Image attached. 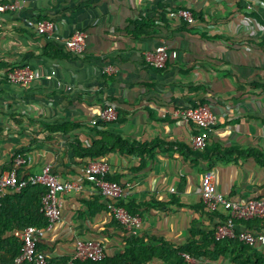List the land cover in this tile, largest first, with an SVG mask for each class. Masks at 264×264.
<instances>
[{
    "label": "crops",
    "instance_id": "crops-1",
    "mask_svg": "<svg viewBox=\"0 0 264 264\" xmlns=\"http://www.w3.org/2000/svg\"><path fill=\"white\" fill-rule=\"evenodd\" d=\"M14 2L20 12L0 14V75L29 66L41 79L25 86L0 80V176L21 153V177L49 165L61 181L83 186L59 195L60 220L38 243L47 258H71L77 240L95 241L109 256L123 253L125 233L103 209L107 200L82 180L88 162L73 155L78 142L90 147L114 137L139 147L140 155L115 150L100 162L140 215L136 236L151 244H184L193 228L206 233L219 224L198 208L207 172L230 202L264 200V0H0ZM177 9L189 10L194 23L170 20ZM141 19L149 27H136ZM31 20L54 24L55 36L28 30ZM78 32L86 35L81 58L63 47ZM161 47L177 58L156 70L144 56ZM198 104L218 117L202 133V152L190 141L201 133L175 114ZM106 107L117 120L92 127ZM252 224L264 235V224Z\"/></svg>",
    "mask_w": 264,
    "mask_h": 264
},
{
    "label": "built area",
    "instance_id": "built-area-1",
    "mask_svg": "<svg viewBox=\"0 0 264 264\" xmlns=\"http://www.w3.org/2000/svg\"><path fill=\"white\" fill-rule=\"evenodd\" d=\"M250 2L254 0H242ZM22 4L18 2L0 4V14L16 13L22 10ZM251 10L250 5L246 7ZM167 17L170 20L178 21L185 25L194 23L193 14L187 9H177L169 11ZM28 30L36 35L52 38L55 36V25L48 21L31 20L26 22ZM1 28V24H0ZM56 39V38H55ZM86 46V35L75 33L71 38L63 42L65 51L73 57L81 58ZM177 58L176 53L169 52L165 47L158 48L145 54L144 59L147 65L156 70L165 69L170 60ZM107 74L114 72L112 67L105 69ZM51 77H46L49 80ZM41 79V76L29 66L15 68L3 75L0 80L16 85L25 86ZM182 122L192 125L201 134L193 136L190 141L194 150L202 152L207 143L202 133L213 129L217 122V115L207 106L198 105L188 107L175 113ZM117 120V113L112 107L104 108L98 117L90 122L92 127L113 124ZM26 164L23 157L13 159L11 167L0 176V198L7 192H19L27 186L45 187V195L41 199L40 212L46 220L44 228L27 227L23 231H15L14 237L22 244L20 255L15 259L14 264H46L47 257L37 250L38 243L47 232H49L60 220L61 211L59 203L60 194L80 193L82 184L71 181H61L53 172L49 165L44 166L40 174L19 179L18 170ZM109 167L100 161L88 163L82 171V180L91 186L103 199L109 201L107 208L113 219L119 223L125 232L136 236L141 229L140 217L131 216L120 206V202L126 200L127 192L115 182H109L105 178ZM173 192V189H171ZM201 202L210 212H218L220 209L229 212L225 223L216 228V238H235L239 242L260 249L264 247V235L253 233L241 226L237 228L234 221L247 222L252 219L264 218V200H249L245 203H233L228 201L223 195L216 192L215 175L207 172L201 180ZM236 231L238 233L236 234ZM105 258L104 247L91 240H77L74 244V252L69 264L76 262H102ZM188 262L191 260L186 257Z\"/></svg>",
    "mask_w": 264,
    "mask_h": 264
},
{
    "label": "trees",
    "instance_id": "trees-1",
    "mask_svg": "<svg viewBox=\"0 0 264 264\" xmlns=\"http://www.w3.org/2000/svg\"><path fill=\"white\" fill-rule=\"evenodd\" d=\"M134 24L140 29L149 27L148 21L143 19ZM105 126L100 125L99 128ZM50 131L66 133L69 129L52 128ZM111 139L112 141H108L104 138L102 142H95L90 147H83L79 142L75 143L72 146V153L77 159L86 160L88 163L100 161L115 150L126 155L141 154L137 145L128 144L119 138L112 137ZM16 157H23V155L16 153L13 159ZM18 177L19 179L25 178L20 174ZM105 179L113 182L108 180L107 176ZM44 195L45 187L37 185L27 186L19 192H7L0 198V264H14L15 259L21 253L22 244L14 237L15 231H23L27 227L44 228L46 226V220L40 212L41 199ZM108 203L109 201H106L103 206L105 211H108ZM120 206L131 216L140 217L136 208L126 204L125 200L120 202ZM198 208L203 216L218 219L219 224L206 233L193 228L192 239L184 244L177 245L162 239H153V244L148 243L144 240V236H133L125 232L123 227L113 219L125 233L123 253L116 256L105 254L104 260L98 263L84 261L75 264H152L154 260L161 264H191L186 257L196 261L194 264H218L220 261H227L229 264H264V253L239 242L237 237L217 239L216 228L225 223L226 217L221 218L218 212L208 211L202 202ZM253 222L264 224V218L247 222L234 221L237 228L243 226L250 232H252ZM37 250H40L39 246ZM69 262L68 257L46 259V264H69Z\"/></svg>",
    "mask_w": 264,
    "mask_h": 264
}]
</instances>
